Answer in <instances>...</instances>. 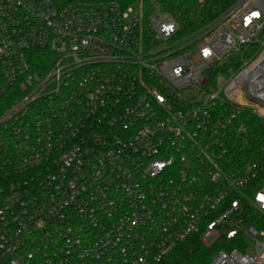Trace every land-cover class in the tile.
Returning a JSON list of instances; mask_svg holds the SVG:
<instances>
[{"label": "built area", "instance_id": "1", "mask_svg": "<svg viewBox=\"0 0 264 264\" xmlns=\"http://www.w3.org/2000/svg\"><path fill=\"white\" fill-rule=\"evenodd\" d=\"M254 75L264 0L186 35L155 0H0V264H161L192 235L264 264V144L225 147L243 108L264 121Z\"/></svg>", "mask_w": 264, "mask_h": 264}, {"label": "trees", "instance_id": "2", "mask_svg": "<svg viewBox=\"0 0 264 264\" xmlns=\"http://www.w3.org/2000/svg\"><path fill=\"white\" fill-rule=\"evenodd\" d=\"M155 1L161 10L170 13L176 19L181 35L202 27L234 2V0ZM257 49L256 43L248 45L241 55L233 57L220 68L211 70V77L230 75L240 67V59L251 58ZM225 137L226 158L229 159L231 166L244 165L254 160L257 155L260 156L259 149L264 144V121L248 108H243L228 128ZM220 247L219 243L204 245L198 237L192 235L179 242L161 264H209Z\"/></svg>", "mask_w": 264, "mask_h": 264}, {"label": "rangeland", "instance_id": "3", "mask_svg": "<svg viewBox=\"0 0 264 264\" xmlns=\"http://www.w3.org/2000/svg\"><path fill=\"white\" fill-rule=\"evenodd\" d=\"M135 10H136V5H133L132 14L134 13ZM217 82H218V87H219L224 82V78L220 77L219 80L217 79ZM244 96L247 98L246 94H244ZM248 101L251 102L250 99H248ZM247 242H248V244H247V252L252 254L253 253V248H254V245H253L254 241L252 239H248L247 238Z\"/></svg>", "mask_w": 264, "mask_h": 264}, {"label": "water", "instance_id": "4", "mask_svg": "<svg viewBox=\"0 0 264 264\" xmlns=\"http://www.w3.org/2000/svg\"><path fill=\"white\" fill-rule=\"evenodd\" d=\"M251 84L253 85L255 90H258L264 86V75L261 77L251 76ZM252 96V95H250Z\"/></svg>", "mask_w": 264, "mask_h": 264}, {"label": "snow or ice", "instance_id": "5", "mask_svg": "<svg viewBox=\"0 0 264 264\" xmlns=\"http://www.w3.org/2000/svg\"><path fill=\"white\" fill-rule=\"evenodd\" d=\"M255 15V14H254Z\"/></svg>", "mask_w": 264, "mask_h": 264}]
</instances>
